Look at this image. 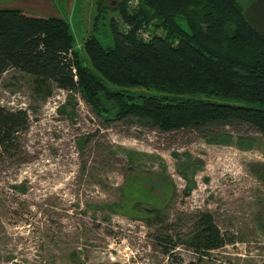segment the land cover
Returning <instances> with one entry per match:
<instances>
[{
  "label": "rangeland",
  "instance_id": "rangeland-1",
  "mask_svg": "<svg viewBox=\"0 0 264 264\" xmlns=\"http://www.w3.org/2000/svg\"><path fill=\"white\" fill-rule=\"evenodd\" d=\"M45 1L53 8L0 0V9H56L88 66L87 38L113 46L111 19L129 29L117 10L129 0H104L107 19L96 22L95 0ZM151 23L138 39L162 33ZM0 105L29 117L16 157L0 153V264H264V139L254 127L105 122L77 92L14 69L0 74ZM182 163L192 167L184 176ZM203 215L222 246L189 243Z\"/></svg>",
  "mask_w": 264,
  "mask_h": 264
},
{
  "label": "trees",
  "instance_id": "trees-1",
  "mask_svg": "<svg viewBox=\"0 0 264 264\" xmlns=\"http://www.w3.org/2000/svg\"><path fill=\"white\" fill-rule=\"evenodd\" d=\"M95 3L94 22L107 19L104 0ZM117 10L129 29L111 19L113 46L87 38L88 66L73 50L67 21L0 9V74L14 69L77 92L105 122L143 119L166 133L243 122L264 139V36L247 22L240 4L139 0L131 11L124 3ZM151 21L162 33L148 31V40L138 39L137 30ZM28 128L25 111L0 105V153L16 157ZM189 169L182 163L177 170L184 176ZM198 225L189 234L190 244L205 250L223 245L208 215Z\"/></svg>",
  "mask_w": 264,
  "mask_h": 264
},
{
  "label": "crops",
  "instance_id": "crops-1",
  "mask_svg": "<svg viewBox=\"0 0 264 264\" xmlns=\"http://www.w3.org/2000/svg\"><path fill=\"white\" fill-rule=\"evenodd\" d=\"M42 2L44 4H47L49 7L53 8L51 3H47L45 0H27V2L31 3V5L35 6V2ZM238 2L242 8H243V15L247 22L250 24V26L255 29L258 33H260L262 36H264V0H235ZM113 2H111L112 7ZM55 9V8H54ZM33 11V10H30ZM74 12V10H73ZM54 15H57L58 11L55 9ZM52 15L51 17H56Z\"/></svg>",
  "mask_w": 264,
  "mask_h": 264
},
{
  "label": "built area",
  "instance_id": "built-area-1",
  "mask_svg": "<svg viewBox=\"0 0 264 264\" xmlns=\"http://www.w3.org/2000/svg\"><path fill=\"white\" fill-rule=\"evenodd\" d=\"M128 4L131 5L132 7H135L136 4H137V1H136V0H129V1H128ZM142 38H143V39H148V38H149L148 33H147V32L143 33V34H142Z\"/></svg>",
  "mask_w": 264,
  "mask_h": 264
},
{
  "label": "bare ground",
  "instance_id": "bare-ground-1",
  "mask_svg": "<svg viewBox=\"0 0 264 264\" xmlns=\"http://www.w3.org/2000/svg\"><path fill=\"white\" fill-rule=\"evenodd\" d=\"M136 1H137V4H138L139 0H136ZM137 4H136V6H137ZM136 6L135 7H132L131 5L128 4V7L131 8V9L136 8Z\"/></svg>",
  "mask_w": 264,
  "mask_h": 264
}]
</instances>
